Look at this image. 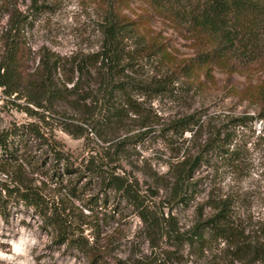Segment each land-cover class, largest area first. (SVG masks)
Masks as SVG:
<instances>
[{
    "label": "rangeland",
    "instance_id": "374dc122",
    "mask_svg": "<svg viewBox=\"0 0 264 264\" xmlns=\"http://www.w3.org/2000/svg\"><path fill=\"white\" fill-rule=\"evenodd\" d=\"M110 8L134 21L136 37L123 38L125 51L131 52L140 41L154 50L150 57L135 58L133 71L127 70L132 76L160 77L194 55L198 43L192 28L167 3L126 0L110 6L108 0H0V57L11 16H26L23 30L29 57L25 64L30 72L42 50L65 56L95 52L104 43ZM263 82L264 52L227 65L214 64L194 77L180 76L168 92L134 95L144 107L143 114L129 112L114 128L102 127L95 116L83 118V112L81 118L64 102L44 110L14 94L5 95L0 87V133L31 122L44 138L30 137L25 148L39 162L38 170L25 163L7 165L0 158V188L29 189L72 236L79 235L94 246L105 264H260L264 257V109L257 91ZM25 107L36 112L29 115ZM190 114L196 120L193 131L158 134V128ZM236 117H241V123L234 125ZM144 123L156 133L139 137L147 128ZM218 129L220 137L230 132L233 144L224 148H237L236 161L230 162L218 149L210 150L192 175L198 189L188 205L173 202L169 188L173 165L187 154L195 155ZM55 142L73 165L92 159L104 170L125 177L132 183V196L124 197L114 189L102 191L100 177L87 183L90 175L79 180L78 187L84 186L79 197L52 184L41 170L52 164L44 155L47 144ZM96 193L101 203L91 211L84 201ZM8 208L7 220L0 214V264H88L85 253L54 243L56 232L33 208L21 203ZM221 210L226 235L206 230L205 240L195 242L191 231L197 222ZM150 220L157 221V227L153 229Z\"/></svg>",
    "mask_w": 264,
    "mask_h": 264
},
{
    "label": "trees",
    "instance_id": "16d2710c",
    "mask_svg": "<svg viewBox=\"0 0 264 264\" xmlns=\"http://www.w3.org/2000/svg\"><path fill=\"white\" fill-rule=\"evenodd\" d=\"M108 1L111 6L126 0ZM151 1L158 4L167 3L170 9L173 8L176 13L184 17L192 28L198 43L197 48L194 55L186 59L183 64L174 66L160 77L154 75L144 78L129 74L127 70L133 71L137 56L150 57L154 50L140 41L131 52L125 51L122 45L123 38L136 37L133 33L136 29L134 21L126 20L110 8L104 26V43L99 50L92 53H73L69 56L42 50L36 66L30 72L25 64L29 57L23 30L26 16H11L9 27L4 33L3 53L0 57L1 91L7 96L14 94L16 98L24 99L26 103L44 110L53 108L55 103L61 101L72 110H76L81 118L83 112V118L93 119L95 116L102 127L114 128L122 123L123 117L129 112L143 114L144 107L133 98L134 95L153 96L168 92L170 86L180 76L194 77L200 69L207 72L214 64L227 65L231 60L255 58L264 52V0ZM122 60L127 61L124 63ZM93 83L97 84V88L93 89ZM67 84L71 86L68 87ZM82 88L83 93H81ZM257 97L264 109V82L258 88ZM88 98L92 99L90 102L92 105L85 103ZM25 111L29 115L36 112L29 107H25ZM262 116L263 114L260 115ZM232 120L236 121L234 125L241 123V117ZM195 123L193 114L186 115L158 128V134L166 137L168 134L172 136L187 130L193 131L191 125ZM143 125L147 128L139 133V137L156 133V129L146 123ZM220 132L218 129L211 134L195 155L187 154L173 165L172 180L169 183L170 199L173 202L188 205L190 197H193L198 189V181H191L192 175L204 160V155L206 156L210 150L218 149L228 155L230 162L236 161L237 148L231 151L224 148L225 145L233 144L230 132H225L222 137L219 136ZM30 137L39 140L43 138L37 125L31 122L14 124L2 131L0 133L1 162L7 165L16 162L17 167H22L25 163L33 170H38L39 162L33 160L31 151L25 149ZM56 144L57 142L47 144L48 149L44 156L50 157L53 162L49 169L41 170L52 184L74 197H79L84 192V186L78 187V182L83 176L90 175L87 183L100 177L103 184L102 191L114 189L120 191L124 197L132 196V183L125 177L104 170L92 159L73 165L64 150ZM21 148L25 152L22 153ZM63 181L66 183L63 184ZM16 203L33 208L39 213L44 224L56 232L54 243L63 242L67 248L85 253L88 256V264H105L94 246L88 245L87 240L79 235L72 236L58 217L53 215L54 213L49 214L43 208L39 197L29 192V189L2 186L0 214L5 220L10 215L8 204ZM99 203L101 200L96 193L84 201V206L96 211ZM141 216L144 220L147 219V215L145 216L143 212ZM156 222L150 220L153 229L158 225ZM225 222L226 216L221 210L211 217L198 221L191 231V238L195 239V242H203L206 230L212 231L214 235H226L225 231L228 228ZM260 261V264H264V257Z\"/></svg>",
    "mask_w": 264,
    "mask_h": 264
}]
</instances>
